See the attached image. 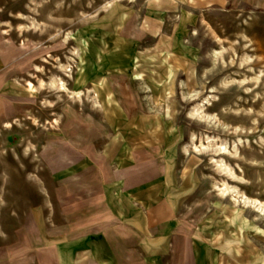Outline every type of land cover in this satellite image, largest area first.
<instances>
[{
    "label": "rangeland",
    "instance_id": "rangeland-1",
    "mask_svg": "<svg viewBox=\"0 0 264 264\" xmlns=\"http://www.w3.org/2000/svg\"><path fill=\"white\" fill-rule=\"evenodd\" d=\"M224 3L210 10L187 0H0V264H64L66 240L72 264H102L89 241L96 236L109 244L114 264H259L252 262L264 257V232L254 226L264 229V217L254 208L244 209L254 225L233 254H207V244L218 251L214 244L238 232L225 215L235 204L216 187L224 176L214 147L198 155L193 133L199 145L207 135L226 141L224 159L240 177L231 183L264 200V0ZM213 48L221 51L215 63ZM247 51L260 55L253 68L241 63ZM106 59L121 60V69ZM63 64L75 75L79 65L88 71L84 101H61L50 85L30 87L54 76L77 87ZM139 68L143 80L134 74ZM257 71L259 85L249 86ZM99 77L130 118L120 117L117 130L95 102L92 79ZM205 84L215 87L208 109L226 131L191 112L197 102L186 93L201 96ZM154 106L162 122L156 137ZM132 121L140 129L128 127ZM174 143L176 211L165 196ZM128 146L132 157L124 155ZM119 183L128 187L122 195ZM148 238L162 242L149 250Z\"/></svg>",
    "mask_w": 264,
    "mask_h": 264
},
{
    "label": "bare ground",
    "instance_id": "bare-ground-1",
    "mask_svg": "<svg viewBox=\"0 0 264 264\" xmlns=\"http://www.w3.org/2000/svg\"><path fill=\"white\" fill-rule=\"evenodd\" d=\"M190 3L193 4H205L207 8H209L210 10L215 7V5L217 4V2L224 3L223 0H187ZM225 4V3H224ZM121 15H124V12H121ZM120 15V16H121ZM35 25V27L39 26V23H33ZM20 27L22 29V31H26L29 26L27 24H20ZM239 33L243 34L244 37L248 38L249 36L243 31L240 30ZM251 41V40H250ZM250 41H245L244 42V46L247 47L249 46ZM85 43H87V40L84 41ZM166 42V41H165ZM170 46H177L178 45V41L175 42H170L169 43ZM253 46V45H251ZM232 47L234 48V45H232ZM220 48H213L212 50L209 51L210 54V59L209 61L211 63H215L218 59H219V54L221 53V51L219 50ZM170 49H166L164 48L163 51H167ZM182 50V49H181ZM183 51V50H182ZM193 54H195V56H197L196 52H194ZM82 58V61L85 62L87 59L83 56V54H80ZM255 57H260V55L254 54V53H250L249 51L245 52L243 54V58L241 59V63L242 64H246L247 63V67L253 68V63H251V61H253L255 59ZM108 61V64L110 65H114L115 67H117L118 69H121V60H119L118 62H114V60L112 59H106ZM133 67L136 66L135 63L131 64ZM208 67V66H207ZM71 66L67 65V64H63L62 65V69L66 70V72L68 73V75L70 77L74 78V81L78 84L77 87L73 88L71 90V88L68 86L67 84V80L63 77H59V76H54L52 78V80L50 82H47L43 79H41L40 82V86H37L33 83H30V87L32 88V90H39L40 88L43 87H47L48 85L49 88L51 89V91H57L58 94H60L61 96V101H66L69 100V98L71 97L73 102H78V101H84L85 97L83 96V89L82 86L85 85L88 80H89V75H88V71H84L85 66L83 65H79L80 71L77 73V75L74 74V69H70ZM172 71V67H170V69L165 73V75H169ZM134 74L136 75L137 79L139 80H143L144 78V70L142 69H138V70H134ZM250 77H248L249 79ZM167 79V78H166ZM254 82L253 84H249V86H257L260 83V75L258 73V71L255 73V77H253ZM94 82V90L95 93L97 94V97L95 99L96 103H101L103 105V108L105 109L106 115L110 118V120H112V126L114 128V130H117L119 128L120 124H117L116 121L118 122V119L120 117L123 118V122L126 121H130V118L128 117L127 113L125 112L123 106L120 105L119 100L117 99L114 90L111 88V86L109 85V82L107 80L106 77H99L98 79L93 78L92 79ZM247 80V79H246ZM161 81H163V79H161ZM248 86V85H247ZM149 88V86H148ZM214 85H206L205 84V90H208L206 93H204L203 95L200 96L198 89H194L192 91H188L186 93L187 96L192 97V99H195L197 104L194 107V109L191 111L192 114L194 116H197L199 119L206 121L208 124H210L212 126V128H216L219 126L220 131H226L227 130V123H220L218 122L217 116L215 115L214 111H211L210 109H208V105L213 104V99L217 97V95L214 94L213 91H209L210 89H214ZM37 92V91H35ZM66 92L68 94V96L66 95ZM34 93V91H33ZM99 99V100H98ZM47 104H49L50 106L52 105L53 101H46ZM157 103H160L162 105L163 100L161 98H157L156 99ZM154 108L156 109V112L154 113L156 117H159L158 119L155 120V125L153 126H149V130H151V132H153V135L156 137L157 132L162 128V122H161V114H160V106H154ZM120 112L122 115H120ZM35 121H38L37 118H35ZM59 121V119H56V122ZM133 125H137L136 122L132 121L130 122V124H128V127L133 126ZM138 128L140 129V126L137 125ZM6 127L11 128L14 127L13 122H7ZM136 128V126H135ZM238 128V126H237ZM131 130V128H129ZM142 129V128H141ZM196 133H193V141H194V146L196 148L197 154L198 155H202L206 153V150L214 147V152L216 153V155H214V157L212 158L216 163V166L218 167V170L220 171V173L224 176L223 179H221V183L220 184H216V187L218 188V192L220 197L226 198L230 201H232L235 204V207H233L232 209V214H228L226 213L225 215L229 218V224H233L235 227H233V232L237 231L236 235H234L233 237L225 234L224 238L221 242L214 244L215 247L218 249V251L212 252L211 248H212V244H207V254L208 255H213L214 258H216L217 256L220 255V251H222L223 255H231L233 254V251L235 249H237L238 247L241 246L242 241H243V237L245 236V229L246 228H250L253 227V223H249L248 218L246 216V214L244 213V209L245 208H251V209H255V211H258L259 214L264 217V200L258 198V197H253L248 195L245 191H243L242 189L239 188L238 185L236 184H232L231 179L234 178H240L236 173H234L233 168L231 167V165L224 159V157L228 154V152L230 151L228 143L225 142H217L215 143V137L214 135H207L206 137L202 138L201 140V144L199 145V141L195 142L196 139ZM177 142V141H176ZM148 143V142H147ZM237 152L239 150V146H235ZM132 147H127L126 152L124 155L129 154L130 157L134 156L133 152H132ZM124 155H121V162L124 160ZM176 155H177V144L174 143V145L172 147H170V149L168 150V170H167V182H166V194L165 196L168 197L169 202L172 206V208L174 209V211H176L177 209V203L180 197V193H178L177 191L174 190L175 186V181H174V172H173V168L176 164ZM120 184V183H119ZM127 186V185H125ZM116 187V185H110L107 190L109 192V194L112 192V190ZM128 188V187H127ZM123 185H119V193L118 195H122L126 190ZM110 198L113 202H115L114 198H113V194H110ZM129 200H131L129 198ZM118 204V201H116ZM121 203V202H120ZM221 202L219 201L218 204H220ZM122 204V203H121ZM121 209L120 211V215L123 217V204L120 206L118 205ZM223 210H226L225 208H223ZM136 217V216H135ZM134 216H128L126 217V219L131 220V221H135L134 223L137 224V217L135 218ZM140 226V223L138 224ZM256 227L257 231H263L264 229L260 226H254ZM220 238V234H217ZM66 240V237H65ZM64 241V240H63ZM90 244L92 245L95 255L98 256V258L100 259V262L102 264H114V254L111 252L109 244L104 240L101 239L99 236L96 237H92L91 239H89ZM162 242L161 240H156V239H152V238H148L146 243H147V248L149 250H152L156 245L160 246ZM66 245L64 247H66L65 251H63L64 255H63V263L64 264H72V258H73V250L74 248L72 247L73 245H71L70 242H68L67 240L65 241ZM73 244V243H72ZM220 249V250H219ZM258 259H260L259 264H264V257L261 258H257L255 259L252 263L259 261ZM154 264V263H152Z\"/></svg>",
    "mask_w": 264,
    "mask_h": 264
}]
</instances>
